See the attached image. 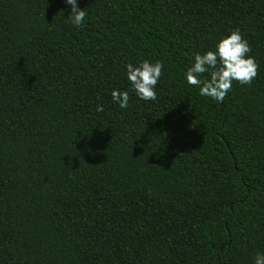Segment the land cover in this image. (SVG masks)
Returning a JSON list of instances; mask_svg holds the SVG:
<instances>
[{
  "label": "trees",
  "instance_id": "16d2710c",
  "mask_svg": "<svg viewBox=\"0 0 264 264\" xmlns=\"http://www.w3.org/2000/svg\"><path fill=\"white\" fill-rule=\"evenodd\" d=\"M78 7L80 29L64 0H0V264H253L264 253V0ZM232 29L257 75L216 102L184 72ZM142 59L163 64L155 101L125 78Z\"/></svg>",
  "mask_w": 264,
  "mask_h": 264
},
{
  "label": "clouds",
  "instance_id": "9594fccd",
  "mask_svg": "<svg viewBox=\"0 0 264 264\" xmlns=\"http://www.w3.org/2000/svg\"><path fill=\"white\" fill-rule=\"evenodd\" d=\"M64 2L70 13L67 16L69 23L76 29L82 28L86 20L84 8L78 7V0ZM250 53L248 41L242 37L239 29H232L222 35L213 48L193 53L192 62L185 70L184 78L189 85L198 88L200 96L223 102L232 88L233 81L249 84L256 77L257 64ZM162 68L163 64L159 60L142 59L137 63H125V78L139 100H156V86ZM203 74H207L206 79H201ZM111 99L121 109L129 106L128 91L114 88L111 90ZM96 109L104 110L99 104ZM253 264H264V253L258 251L253 257Z\"/></svg>",
  "mask_w": 264,
  "mask_h": 264
}]
</instances>
